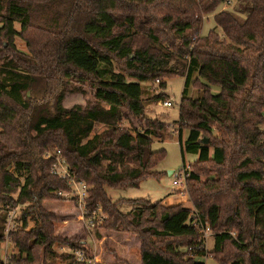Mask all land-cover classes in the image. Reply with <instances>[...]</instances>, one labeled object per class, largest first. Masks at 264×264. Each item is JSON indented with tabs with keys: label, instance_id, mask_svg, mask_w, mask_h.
<instances>
[{
	"label": "trees",
	"instance_id": "1",
	"mask_svg": "<svg viewBox=\"0 0 264 264\" xmlns=\"http://www.w3.org/2000/svg\"><path fill=\"white\" fill-rule=\"evenodd\" d=\"M227 3L0 0V264H86L78 250L94 257L86 241L57 233L59 217L45 206L69 189L51 173L53 148L89 184L90 207L106 213L96 231L136 235L141 264H205L210 255L219 264H264V0ZM209 15L216 27L203 36ZM17 37L31 55L17 49ZM176 76L185 77L182 152L198 155L184 170L192 206L113 201L107 187L162 175L166 150L153 143L170 126L146 110L166 95L146 99L143 83L159 80L162 90ZM69 83L89 86L92 102L65 107ZM196 218L213 233L210 249ZM7 241L14 251L4 259Z\"/></svg>",
	"mask_w": 264,
	"mask_h": 264
},
{
	"label": "rangeland",
	"instance_id": "2",
	"mask_svg": "<svg viewBox=\"0 0 264 264\" xmlns=\"http://www.w3.org/2000/svg\"><path fill=\"white\" fill-rule=\"evenodd\" d=\"M230 7H233L231 4ZM227 6V8H230ZM216 27L215 18L213 15L206 17L201 34L207 35L211 29ZM18 30L21 29L19 24H16ZM15 45L17 49L26 55H31L28 48V43L20 37L15 39ZM37 46V44H35ZM35 47V46H34ZM166 88L160 89V83L155 81L154 83L148 82L143 83L145 89V98L148 99L153 95L158 94L160 91L166 95V99L172 98L174 103L173 106L165 108L159 102H148L147 103V115L153 119L161 120L169 124L170 128L167 130L168 137L165 141H155L153 143V149L159 151L162 149L166 150L165 158L157 166V171L162 172L159 178L151 177L141 181L138 187H126V188H111L107 187V192L113 201H117L122 198H146L152 202H157L163 198L170 197V194L187 196L186 202L183 204L187 207H191L192 203L190 197L184 192L187 187L177 188L174 186L173 181L178 178L179 174H184L185 167L189 168L198 160V155L194 152H182V146L180 140L185 141L189 135V129L183 128L182 137L179 133V110L180 101L185 85V77L176 76L167 79ZM69 93L66 94L64 100V106L72 108L76 105L86 106L92 102V94L89 86H79L74 83L68 84ZM212 91L214 94H218L221 91L219 85H212ZM78 90L74 93L72 90ZM190 96L196 97L198 91L190 87ZM165 100V99H164ZM148 101V100H147ZM103 127H99L98 130H102ZM52 153L56 151V148L51 149ZM174 171L171 175L169 171ZM205 179V177L203 178ZM63 198V197H61ZM50 200L47 201L45 206L48 210L57 213L59 219L57 221V233L62 236L77 237L80 240L87 242L88 247L94 252V258L100 256L105 264H141L140 258V243L138 237L134 234H127L122 231H106L100 229L99 232L102 234L103 239H98L99 232L96 229L89 231L84 226V222L80 218V212L77 211L76 205L71 200ZM168 205V204H165ZM123 210H128L129 206L123 205ZM194 210V209H193ZM71 227V229H67ZM113 232L112 236L111 233ZM76 233L75 235H72ZM72 236H70V235ZM205 239L207 249L211 248L212 239L211 235ZM103 241V242H102ZM102 242V243H101ZM102 246L101 254L97 255V249ZM61 251H65V248H60ZM14 251L13 244L10 242H4L2 245L1 254L4 259H8V256ZM210 255V254H209ZM201 260L205 264H219L218 260L214 257L206 256L202 257Z\"/></svg>",
	"mask_w": 264,
	"mask_h": 264
},
{
	"label": "built area",
	"instance_id": "3",
	"mask_svg": "<svg viewBox=\"0 0 264 264\" xmlns=\"http://www.w3.org/2000/svg\"><path fill=\"white\" fill-rule=\"evenodd\" d=\"M232 0H228L227 4H230ZM159 83V80H157ZM173 99L168 98L161 102V105L165 108L173 106ZM47 157H52L54 162L51 166V173L54 176L59 177L66 181L69 186L68 190H60L57 195L65 198L66 200H73L75 202L76 208L80 212V218L84 222L85 228L89 231L97 229L104 221L107 219L106 213L103 211L101 206L95 208L90 207L89 197H90V186L83 180H78L74 173L72 172L67 160L62 156L60 149L46 152ZM186 174H179L178 178L173 181L174 186L179 188H184L185 186ZM194 225H199L202 228L204 239L208 238L211 234V229L208 225H202L196 221ZM77 259L79 261L85 262L86 264H100L96 257H88L86 252L83 250H78L76 252Z\"/></svg>",
	"mask_w": 264,
	"mask_h": 264
},
{
	"label": "crops",
	"instance_id": "4",
	"mask_svg": "<svg viewBox=\"0 0 264 264\" xmlns=\"http://www.w3.org/2000/svg\"><path fill=\"white\" fill-rule=\"evenodd\" d=\"M163 200H164V204L176 205V204L182 203L184 201L186 202L187 196L170 194V197L163 198ZM112 234H113V232L111 233V236H112ZM101 249H102L101 247L97 249V255H100L101 254ZM96 259L98 261H100V260L102 261V259L100 258V256H96ZM103 264H105V263L103 262Z\"/></svg>",
	"mask_w": 264,
	"mask_h": 264
},
{
	"label": "water",
	"instance_id": "5",
	"mask_svg": "<svg viewBox=\"0 0 264 264\" xmlns=\"http://www.w3.org/2000/svg\"><path fill=\"white\" fill-rule=\"evenodd\" d=\"M203 143H208V140H207V139H204V140H203ZM173 172H174V171H171V170H170V171H169V174L171 175Z\"/></svg>",
	"mask_w": 264,
	"mask_h": 264
}]
</instances>
